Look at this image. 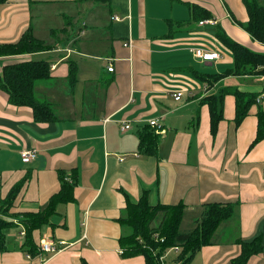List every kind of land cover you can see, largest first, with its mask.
Returning a JSON list of instances; mask_svg holds the SVG:
<instances>
[{
	"label": "crops",
	"instance_id": "0c3cea01",
	"mask_svg": "<svg viewBox=\"0 0 264 264\" xmlns=\"http://www.w3.org/2000/svg\"><path fill=\"white\" fill-rule=\"evenodd\" d=\"M186 1L0 4V43L16 42L30 28L50 47L0 56V70L27 59L48 61L49 76L35 81L34 90L57 116L49 123L36 122L29 106L10 104L0 89V201L29 174L7 216L14 225L4 230L6 250L0 252V264L38 263L35 257L26 258L21 219L48 206L60 189L61 174L75 176L73 199L59 203L49 222L32 231L31 240L36 251L42 238L67 246L43 264H81V259L87 264H144L143 255L123 257L118 242L123 233L118 218L126 201L137 202L143 192L151 205H185L181 224L187 214L194 223L185 230L194 227L204 203L238 202L232 218L218 226L212 243L202 246L190 264H230L240 252L237 240L256 237L262 250L246 264H264V138L249 148L257 111L264 109V98L256 101L264 92V76L229 74L209 86L192 73L221 74L232 67L231 53L215 36L217 26L253 51L264 52V44L233 20L248 19L242 0H189L210 11L214 24L190 18ZM128 40L131 47L124 45ZM194 48L216 50L220 58L202 60L193 55ZM70 60L77 66L72 89ZM222 87L255 92V102L235 125V99L226 93L223 118L212 136L209 108L201 100ZM179 90L183 95L176 101L171 93ZM151 119L165 129L158 134L155 156L137 148V133ZM121 123L130 128L121 131ZM25 148L37 150L27 163L20 156ZM174 257L172 253L167 259Z\"/></svg>",
	"mask_w": 264,
	"mask_h": 264
},
{
	"label": "trees",
	"instance_id": "16d2710c",
	"mask_svg": "<svg viewBox=\"0 0 264 264\" xmlns=\"http://www.w3.org/2000/svg\"><path fill=\"white\" fill-rule=\"evenodd\" d=\"M7 0H0V4ZM108 2V0H101ZM248 19L246 22L233 20L249 34L250 38L264 44V1L242 0ZM190 9V18L202 19L213 18L210 11L204 7L186 1ZM216 27V26H215ZM215 36L218 42L224 46L232 56L233 65L223 73L200 74L195 71L192 73L199 79L206 81L210 86L226 76L262 75L264 76V52H257L249 49L243 44L230 38L219 26L215 29ZM50 49L49 45L42 40L35 38L30 28H27L12 43H0V56L29 54ZM72 60L69 61L68 83L72 89L77 79V66ZM49 62L43 59H27L16 63L3 65L0 70V89L5 91L8 102L16 106H29L32 110L34 121L50 122L57 119L52 106L48 101L40 100L35 96V81L45 79L49 76ZM232 94L235 99V125H239L243 118L248 114V110L255 102V92L240 91L237 88L228 89L222 87L219 94L205 96L201 102L206 103L210 115V132L214 136L218 122L223 118L222 100L226 93ZM256 135L249 145L253 147L264 138V109L257 111ZM138 150L147 156H155L159 135L154 133L150 125H144L138 131ZM66 180H65V179ZM29 179V174L23 176L7 192L6 196L0 201V252L6 250L4 230L14 225L9 216L12 204ZM62 180L60 189L51 195L48 206L36 213H27L21 219L24 224V237L26 252L34 255L37 253L33 246L31 235L34 229L49 222L55 213L59 203H66L73 199V187L75 176L65 177L61 174ZM238 202H208L203 204L200 216L195 220L193 228L182 230L180 227L185 205L162 204L151 205L143 192L137 202L126 201L124 215L118 218L122 226L123 233L118 242L122 249L123 257L143 255L144 264H158L156 255H160L169 247L178 246L180 251L175 254L176 263L190 264L196 252L205 245L212 243L213 235L218 226L232 218L236 204ZM158 219V220H157ZM17 224V223H15ZM157 238L156 239V236ZM163 241H160V240ZM240 245V252L230 260V264H246L251 255L262 250L259 237L250 242L237 240ZM38 247V245H37ZM153 251L157 252L153 255ZM81 264H87L81 259Z\"/></svg>",
	"mask_w": 264,
	"mask_h": 264
},
{
	"label": "built area",
	"instance_id": "2783aa9c",
	"mask_svg": "<svg viewBox=\"0 0 264 264\" xmlns=\"http://www.w3.org/2000/svg\"><path fill=\"white\" fill-rule=\"evenodd\" d=\"M199 23L200 24H202V23L214 24L215 22L213 19H207V20L199 21ZM124 45L127 47H131L132 41L131 40H128L127 42L125 41ZM192 52H193V55L195 57H199L202 60H208V61L214 60L215 61L216 59L220 58V53L216 50H204L201 48H194L192 50ZM107 69L109 71H112L113 66L109 65L107 67ZM182 95H183V92L180 90L179 91H173L171 93L172 98L176 101L180 100ZM262 98H264V92L256 98V101L258 102V100H260ZM148 124L150 125V127L153 128V130L155 131L156 134H161V133L163 134V132H165L164 127H162L160 125V123L158 122L157 119H151ZM129 128H130V125L128 123H121L120 124V130L121 131H126ZM36 151L37 150H35V148L22 149V151H20L21 160L24 163L30 162L32 159H34L36 157V154H37ZM123 158H124L123 156L119 157L120 160H122ZM16 223L18 226L20 225V223H18V222H16ZM19 234L24 235V228L23 227L20 230ZM155 237H156V239H158L157 235ZM160 241H163V240L161 239ZM64 245H65V247L67 246V244L63 241H60L58 243V242L51 240V239L42 238L39 241L37 253L34 255L26 253V258L32 259L33 257H35L38 260L37 264H43V263H45V261L47 260V258L49 256H51L52 254L59 251V249ZM179 251H180L179 247L174 246V247H169V248L165 249L160 255H156L157 252L153 251V255H156L158 264H179L178 262L176 263V261H168V259H167L172 253L176 254ZM121 252H122V250H121Z\"/></svg>",
	"mask_w": 264,
	"mask_h": 264
},
{
	"label": "rangeland",
	"instance_id": "374dc122",
	"mask_svg": "<svg viewBox=\"0 0 264 264\" xmlns=\"http://www.w3.org/2000/svg\"><path fill=\"white\" fill-rule=\"evenodd\" d=\"M36 58H41V57H36ZM219 90L217 92H215L214 94H218ZM186 219L183 220L182 224H181V228H183L182 230H185L188 226L192 227L194 223H192L191 225V222L190 220L193 218L191 217L190 215H186L185 217ZM158 220V219H157ZM194 220V219H193Z\"/></svg>",
	"mask_w": 264,
	"mask_h": 264
}]
</instances>
